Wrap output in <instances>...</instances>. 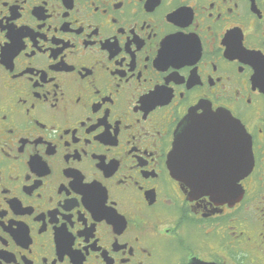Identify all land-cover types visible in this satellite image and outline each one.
Wrapping results in <instances>:
<instances>
[{
  "label": "flooded vegetation",
  "instance_id": "flooded-vegetation-1",
  "mask_svg": "<svg viewBox=\"0 0 264 264\" xmlns=\"http://www.w3.org/2000/svg\"><path fill=\"white\" fill-rule=\"evenodd\" d=\"M0 264H264V0H0Z\"/></svg>",
  "mask_w": 264,
  "mask_h": 264
},
{
  "label": "water",
  "instance_id": "water-1",
  "mask_svg": "<svg viewBox=\"0 0 264 264\" xmlns=\"http://www.w3.org/2000/svg\"><path fill=\"white\" fill-rule=\"evenodd\" d=\"M228 117H231V116H228ZM189 119L195 121V127H200V129H201L200 136L203 137L205 134L203 129H205L206 126H202V124H199V123L206 120L207 117H192L190 115ZM210 120H212V118ZM239 125H241V124H239ZM185 129H187L186 125H184L183 130H185ZM241 135H242V139H241V146H242V149H241L242 150V153H241V176H244L249 171V169L251 168L252 154H251L249 139H245L246 132H245L243 126H241ZM170 154H171V151L169 152L168 161H170ZM238 173H239V171H238ZM238 176H239V174H238Z\"/></svg>",
  "mask_w": 264,
  "mask_h": 264
}]
</instances>
